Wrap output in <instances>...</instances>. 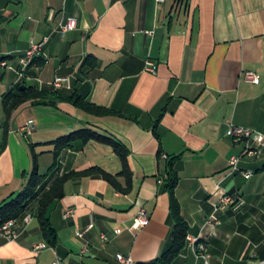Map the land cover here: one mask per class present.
Listing matches in <instances>:
<instances>
[{
	"label": "crops",
	"instance_id": "0c3cea01",
	"mask_svg": "<svg viewBox=\"0 0 264 264\" xmlns=\"http://www.w3.org/2000/svg\"><path fill=\"white\" fill-rule=\"evenodd\" d=\"M68 17L77 28L55 31ZM45 38L28 78L0 74V205L24 190L35 162L48 173L54 142L79 130L120 142L130 176L111 145L73 142L57 159L59 175L98 168L113 183L98 173L68 180L48 213L55 245L32 216L27 225L19 221L17 241L0 238V264H118L117 253L153 264L173 241L170 169L187 239L206 240L209 264L264 260V146L248 155L230 134L239 126L264 135V0H0V60L18 68L31 43ZM248 71L258 83L245 78ZM65 76L69 89L48 84ZM22 85L50 97L7 118L3 98ZM73 95L107 113L60 99ZM26 123L35 127L28 137L20 131ZM220 193L241 206L215 210ZM69 209L74 216L65 218ZM141 209L149 222L135 229ZM187 239L171 264H205Z\"/></svg>",
	"mask_w": 264,
	"mask_h": 264
},
{
	"label": "trees",
	"instance_id": "16d2710c",
	"mask_svg": "<svg viewBox=\"0 0 264 264\" xmlns=\"http://www.w3.org/2000/svg\"><path fill=\"white\" fill-rule=\"evenodd\" d=\"M50 97V95L43 91L38 90L33 86L22 85L19 87L16 93H8L3 98L4 111L7 118L11 113L20 105L28 101L42 100ZM60 99L71 102L74 106L96 114H106L107 110L102 107L94 106L77 95L72 97H60ZM90 140L106 143L111 145L116 154L120 157L123 170L122 174L130 176L127 166V154L128 151L123 145L111 138L102 136L91 130H79L75 131L65 137L59 138L54 142V163L48 170V173L41 174L38 171L37 163H34L32 174L28 185L24 190L19 193L15 198L5 201L0 205V223L9 220L16 219L21 221L26 214H31L36 218L40 232L44 240L51 246L55 245L56 236L53 229L50 218L49 210L53 203L61 199L64 195V184L75 177L88 176L91 174H100L103 178L113 183L114 176L105 173L104 171L93 168L84 172H70L63 175H59L57 159L61 151L65 148L72 146L75 141H81L87 143ZM58 173V174H57ZM178 182V176L170 169L168 178L166 180V190L170 197V213L174 221L173 241L171 247L153 264H171L172 261L180 254L186 244L188 234V224L182 218L180 214V205L175 197V187Z\"/></svg>",
	"mask_w": 264,
	"mask_h": 264
},
{
	"label": "built area",
	"instance_id": "2783aa9c",
	"mask_svg": "<svg viewBox=\"0 0 264 264\" xmlns=\"http://www.w3.org/2000/svg\"><path fill=\"white\" fill-rule=\"evenodd\" d=\"M157 2H163L164 0H156ZM78 26V20L75 17H68L63 23H59L55 31L61 33L64 35L65 33L76 29ZM47 41V38L44 39L41 43H31L30 47L25 51L24 55L19 58L18 63L19 67L16 68L10 61L8 60H0V74L4 70H13L17 74V78L19 81L28 78L27 72L35 64V62L44 57V44ZM146 70L152 73H155L156 67L155 64L152 61H147L146 63ZM245 78L252 82V83H258L259 78L258 76L253 72H246ZM51 85L54 89H69L71 86V79L68 76L65 77H56L52 82L48 83ZM35 130V127L32 123H26L23 125L20 129L21 133L24 135V137H28L31 135ZM232 140L235 144H245L244 152L248 155H254L257 153L256 149L253 147V145H256L258 147L264 146V135L254 132L250 129L239 127V126H233L230 131ZM251 141L252 143H250ZM163 158H166V156L163 155ZM239 163V157L238 156H232L230 159V166L234 171H237ZM244 176L246 178H249L251 176V173L245 172ZM242 202L239 201V199H236L234 196L229 195L227 193H220L219 197L214 204L215 210L220 209H226L227 207H234L239 208L241 206ZM74 211L73 210H66L64 217H73ZM32 215L26 214L23 219V224H29L32 221ZM149 222V217L144 209H141L138 212V215L136 219L134 220L133 228L138 229L141 227H144ZM19 221L16 219H9L2 223H0V238L4 239L6 241H17L19 237ZM81 233H78V236H81ZM102 240H106V237L104 235L101 236ZM188 242L192 247H194L196 251V256L204 261L205 264H209V254L207 249L206 240L199 239L198 237H189ZM47 247V244L42 243L39 245H36L34 247V250L38 249H44ZM85 250V249H84ZM115 259L118 264H134V260L130 256H124L121 253H117L115 256ZM257 264H264V260L259 261Z\"/></svg>",
	"mask_w": 264,
	"mask_h": 264
}]
</instances>
